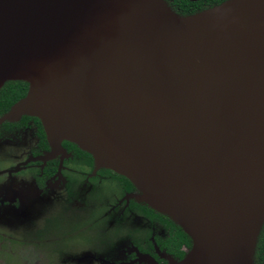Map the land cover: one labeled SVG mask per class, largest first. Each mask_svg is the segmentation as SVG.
<instances>
[{"label": "water", "instance_id": "95a60500", "mask_svg": "<svg viewBox=\"0 0 264 264\" xmlns=\"http://www.w3.org/2000/svg\"><path fill=\"white\" fill-rule=\"evenodd\" d=\"M1 118L38 117L191 240L170 264H254L264 223V0H0Z\"/></svg>", "mask_w": 264, "mask_h": 264}, {"label": "flooded vegetation", "instance_id": "af4514ba", "mask_svg": "<svg viewBox=\"0 0 264 264\" xmlns=\"http://www.w3.org/2000/svg\"><path fill=\"white\" fill-rule=\"evenodd\" d=\"M191 15L226 0H164ZM28 84L0 87V118ZM123 175L62 140L55 149L40 121L22 114L0 121V264H170L191 248L166 215L136 198ZM254 264H264V223Z\"/></svg>", "mask_w": 264, "mask_h": 264}]
</instances>
